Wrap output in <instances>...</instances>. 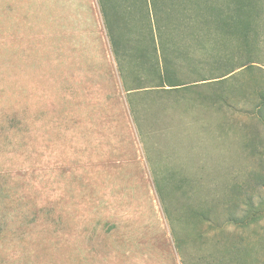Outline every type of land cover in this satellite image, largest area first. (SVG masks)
I'll return each mask as SVG.
<instances>
[{
	"label": "rangeland",
	"instance_id": "374dc122",
	"mask_svg": "<svg viewBox=\"0 0 264 264\" xmlns=\"http://www.w3.org/2000/svg\"><path fill=\"white\" fill-rule=\"evenodd\" d=\"M107 1L0 0V264H264V0Z\"/></svg>",
	"mask_w": 264,
	"mask_h": 264
},
{
	"label": "trees",
	"instance_id": "16d2710c",
	"mask_svg": "<svg viewBox=\"0 0 264 264\" xmlns=\"http://www.w3.org/2000/svg\"><path fill=\"white\" fill-rule=\"evenodd\" d=\"M243 7H241V11H243ZM245 9V8H244ZM237 11H240V8L237 7ZM219 20H230L227 15L222 16L221 14L218 16ZM230 22V21H227ZM221 24V23H219ZM230 24H226V21L224 23L221 24V26L219 28L224 29V31L229 27ZM220 29V30H221ZM242 36H244V41L245 43H248V35L247 33L242 34ZM249 53V52H248ZM259 59H257V57L251 55V53H249L247 60L240 64V65H233L232 67L228 68L221 76L217 77L215 84L216 85H221L224 82H226L229 79H234L236 73L240 72L241 70L244 71H250L253 72L254 70H260L259 68ZM163 81V77L161 79ZM161 86V85H160ZM172 86H179V85H171ZM255 98L257 100V104L254 106L252 113L254 114L253 116L258 120L259 124L264 125V89H261L260 87H257L255 92H254ZM251 198H249L250 200ZM249 205V203H248ZM254 213L253 211H251L249 209V213L247 218L244 220V222H246L247 224L253 223V217Z\"/></svg>",
	"mask_w": 264,
	"mask_h": 264
},
{
	"label": "crops",
	"instance_id": "0c3cea01",
	"mask_svg": "<svg viewBox=\"0 0 264 264\" xmlns=\"http://www.w3.org/2000/svg\"><path fill=\"white\" fill-rule=\"evenodd\" d=\"M110 1H111V0H108L107 3H105V4H103V5H105V6H107V5H108V6H111L113 3H111ZM97 3H98V2H97ZM99 9H100V7H99ZM100 12H101V9H100ZM107 12H108V13H111V12H113V11L109 8V9H107ZM109 20H112V19H109Z\"/></svg>",
	"mask_w": 264,
	"mask_h": 264
}]
</instances>
